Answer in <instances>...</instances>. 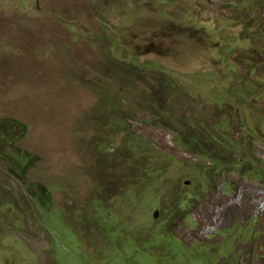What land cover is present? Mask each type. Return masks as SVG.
Returning a JSON list of instances; mask_svg holds the SVG:
<instances>
[{"label": "rangeland", "instance_id": "374dc122", "mask_svg": "<svg viewBox=\"0 0 264 264\" xmlns=\"http://www.w3.org/2000/svg\"><path fill=\"white\" fill-rule=\"evenodd\" d=\"M190 184L179 239L264 264V0H0V264H102L95 200L138 230Z\"/></svg>", "mask_w": 264, "mask_h": 264}, {"label": "trees", "instance_id": "16d2710c", "mask_svg": "<svg viewBox=\"0 0 264 264\" xmlns=\"http://www.w3.org/2000/svg\"><path fill=\"white\" fill-rule=\"evenodd\" d=\"M113 107L115 113L111 115V123L109 122L108 126L100 127L102 133L101 131L99 133L103 136L101 139H104V141H101L102 150H107L113 142L117 141L119 135L125 134V143L132 146V149L135 147L142 152L143 156L146 154L153 157L155 154L151 146L147 145V140L141 139L135 133L127 132L126 123L117 120L119 115L116 111L119 106L113 105L111 110ZM99 111L102 113V110ZM14 125L25 129L22 123L15 122ZM108 141L109 144H107ZM14 142L13 144H15ZM32 164L33 161L27 165L26 171ZM216 165L217 162L214 166ZM188 171L198 177L204 178L205 176L204 172L198 168H191ZM213 172L216 174V170L211 169L209 177L213 175ZM181 174L187 175L183 170H181ZM133 192L137 193L135 190ZM163 193L165 194V190H163ZM197 197L198 195L192 190L191 186L178 185L175 191L171 190L165 194L164 208L161 211L160 218L144 224L138 230L131 222L122 218L123 215L119 213L120 208L115 210L114 204L111 207H106L99 200H95L94 209L97 206L99 210H102L101 214L108 230V233L100 242V247L103 244L111 247V254L108 257L97 256L95 257L96 260L102 264H141L139 262L140 258L144 259L145 264H214L219 255L208 254V249L212 248L209 244L200 241L186 244L179 239L175 232L183 216L195 206ZM127 203L128 200L121 203L122 212L127 213V211H130V214H133L137 211L139 206L137 198L129 201L128 206ZM106 211H112L111 221L106 217ZM109 222L111 223L108 225ZM171 225L174 227H171ZM144 232L145 234H143ZM80 246L83 248L81 243ZM100 247L94 255L99 254ZM218 248L221 249L222 247L219 246ZM72 264L91 263H87L78 257V259H73Z\"/></svg>", "mask_w": 264, "mask_h": 264}, {"label": "clouds", "instance_id": "9594fccd", "mask_svg": "<svg viewBox=\"0 0 264 264\" xmlns=\"http://www.w3.org/2000/svg\"><path fill=\"white\" fill-rule=\"evenodd\" d=\"M241 8H242V6H240ZM143 127H145V125H143ZM146 128H151L150 126H148L147 125V127ZM144 130V129H143ZM164 134V133H163ZM164 138H165V141H161V143H165L167 146V148L166 149H170V150H173V151H176V152H178V151H180V153L179 154H182V156L183 157H186V158H188L189 157V153L188 152H186V151H184L182 148H180V147H178V146H176V145H174V144H172L171 143V141L168 139L169 138V136L168 135H166V134H164ZM198 177V176H197ZM202 178H199V180H201ZM187 183H189V182H187ZM205 184V183H204ZM204 184H202V186H204ZM186 185V184H185ZM188 186H191V188H192V185L190 184V185H188ZM159 211V213H161V211L160 210H158Z\"/></svg>", "mask_w": 264, "mask_h": 264}, {"label": "bare ground", "instance_id": "6f19581e", "mask_svg": "<svg viewBox=\"0 0 264 264\" xmlns=\"http://www.w3.org/2000/svg\"><path fill=\"white\" fill-rule=\"evenodd\" d=\"M159 131H160V132H163V131H162V130H160V129H159ZM151 132H153V133H156V134H157V136H159V137H161V136H162V137H164V134H163V133H162V134H160L159 132L155 131L154 129H151Z\"/></svg>", "mask_w": 264, "mask_h": 264}, {"label": "water", "instance_id": "95a60500", "mask_svg": "<svg viewBox=\"0 0 264 264\" xmlns=\"http://www.w3.org/2000/svg\"><path fill=\"white\" fill-rule=\"evenodd\" d=\"M188 184V183H187ZM158 214H159V211L158 210H156L155 212H154V218L155 219H158L159 217H158Z\"/></svg>", "mask_w": 264, "mask_h": 264}]
</instances>
